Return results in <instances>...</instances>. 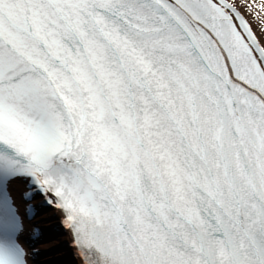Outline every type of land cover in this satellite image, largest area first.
Returning a JSON list of instances; mask_svg holds the SVG:
<instances>
[{
    "label": "snow or ice",
    "instance_id": "6c2138e0",
    "mask_svg": "<svg viewBox=\"0 0 264 264\" xmlns=\"http://www.w3.org/2000/svg\"><path fill=\"white\" fill-rule=\"evenodd\" d=\"M16 181L79 264H264V0H0V264Z\"/></svg>",
    "mask_w": 264,
    "mask_h": 264
},
{
    "label": "bare ground",
    "instance_id": "6f19581e",
    "mask_svg": "<svg viewBox=\"0 0 264 264\" xmlns=\"http://www.w3.org/2000/svg\"><path fill=\"white\" fill-rule=\"evenodd\" d=\"M56 242H57V241H56ZM76 261H77L76 263L78 264V263H79V260H76Z\"/></svg>",
    "mask_w": 264,
    "mask_h": 264
}]
</instances>
